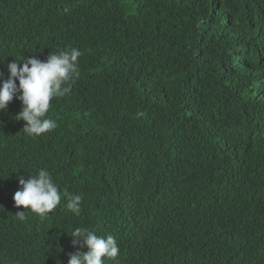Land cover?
Instances as JSON below:
<instances>
[{"label": "trees", "instance_id": "obj_1", "mask_svg": "<svg viewBox=\"0 0 264 264\" xmlns=\"http://www.w3.org/2000/svg\"><path fill=\"white\" fill-rule=\"evenodd\" d=\"M70 48L54 130L0 112V264H68L76 227L116 239L105 264H264V0H0L5 79ZM41 169L60 204L20 221Z\"/></svg>", "mask_w": 264, "mask_h": 264}, {"label": "clouds", "instance_id": "obj_2", "mask_svg": "<svg viewBox=\"0 0 264 264\" xmlns=\"http://www.w3.org/2000/svg\"><path fill=\"white\" fill-rule=\"evenodd\" d=\"M81 54L77 48H70L59 54L52 53L46 61L33 56L19 63L7 64L8 78L0 73V112L6 111L14 98L19 99L22 110L15 118L25 122L24 133L37 138L54 130L57 123L54 119L45 118L46 114L53 99L71 93L72 84L80 76L78 59ZM19 185L13 199L17 209L25 210L15 215L20 221L26 218V211L43 219L60 204L61 193L47 170L41 169L28 179L20 177ZM64 195L67 196L66 208L79 216L82 197ZM70 237L74 247L87 248V251L70 254L68 264H105L106 260H115L119 255L117 241L111 235L98 237L84 227H76Z\"/></svg>", "mask_w": 264, "mask_h": 264}]
</instances>
